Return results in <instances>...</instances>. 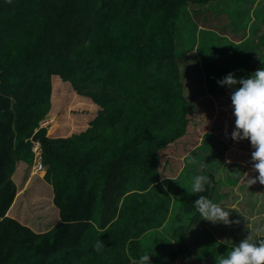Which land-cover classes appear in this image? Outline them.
I'll list each match as a JSON object with an SVG mask.
<instances>
[{"label": "trees", "instance_id": "1", "mask_svg": "<svg viewBox=\"0 0 264 264\" xmlns=\"http://www.w3.org/2000/svg\"><path fill=\"white\" fill-rule=\"evenodd\" d=\"M219 1L0 0V57L9 48V58L22 52L12 65L0 63V264H134L146 252L152 264H216L247 235L264 238L256 231L264 235V188L247 185L242 165L224 178L215 173L228 147L220 137L211 142L205 134L206 151L179 177H163L159 168L161 153L186 133L188 115L196 109L182 72L195 68L188 61L196 54L181 56L184 33L192 40L186 42L197 41L210 95L221 93L216 81L229 72L247 77L264 66V30L254 35L250 22V35L234 41L207 26L222 15L225 21L215 27L237 35L245 23L237 21L242 8L236 0L220 7ZM187 7L199 15L200 28L188 21ZM35 56L50 60L59 81L96 106L79 132L49 137L45 127L38 128L46 108L31 92L34 77L22 80L38 68L37 60L30 62ZM26 106L31 110L24 115ZM13 126L20 127L14 135ZM31 140L41 143L44 179L61 189L55 201L62 220L55 223L45 220L33 182L26 186L32 205L26 211L42 215L34 218L37 232L4 217L15 163L26 162V174L32 165ZM163 164L171 165L167 158ZM201 174L209 181L206 191L192 193L193 179ZM200 195L239 223L203 220L194 207ZM17 205L18 198L12 209ZM254 213L255 229L247 223ZM210 248L218 260L206 257Z\"/></svg>", "mask_w": 264, "mask_h": 264}, {"label": "rangeland", "instance_id": "2", "mask_svg": "<svg viewBox=\"0 0 264 264\" xmlns=\"http://www.w3.org/2000/svg\"><path fill=\"white\" fill-rule=\"evenodd\" d=\"M228 2V0H220L217 5L219 7L224 4L225 6H230L228 5ZM236 4L240 8H242V10L236 13L237 21H245L243 27L239 29L237 35L231 34V32L227 33L228 31L226 28L217 29L215 27L216 24H221L225 21L223 20L222 15L213 17L211 23L207 26H211L212 29L217 30L222 35L226 34L234 41H240L241 39L250 35L249 22H251V25L254 27V35L257 34L260 30H264V0H236ZM186 12L188 13V21H190L191 24L194 23L198 26L199 15L193 14L191 9L188 7ZM236 26L238 27L239 23H236ZM198 27L200 28V26ZM184 31V29L180 28V32ZM190 32L196 34V31ZM182 36H184L183 41H185V44L183 47H180L181 56H190L191 52H195V54L197 55H195L196 57L194 56V58H189V61L187 60L190 64L194 63L195 68L182 70L183 80L188 84L185 86V92L188 93V95L192 98L191 103L196 109L193 112H190L188 115L190 120L186 128V133L177 141L169 145L165 149L166 152L161 153L162 159L159 167L160 169L163 167L161 170V175L163 177H179V174L188 168L187 165L190 164L189 158H191L192 161L191 165H196V162L194 161L195 156H200L206 151L203 150L204 148H202V142L204 135L209 133L206 138H211V142L215 139L213 136H218L220 137V139H222V141L227 142L228 146L226 151H224L223 153L218 167L216 169H213L215 170V173L218 176L224 178L225 172H227L228 170L232 171L233 167L236 165H242L245 167V173L242 174V176L244 177L247 185L249 187L255 188L259 184L262 188H264V185L260 184L258 181L252 185H249L248 183V178H252L258 175V173H256L252 169L251 162H248L251 161V152L254 150L251 147L249 141L246 139L236 142H234L232 139L227 140L228 135L226 136V133L230 134L234 128V117L232 116V110L230 108L229 91L225 87H223L221 93L217 96H214L210 95L207 90H205L204 72L200 68L201 56L196 49L197 41H193L191 43L186 42L187 39H190L188 33H184ZM18 41L16 44H18L19 50H21L23 48L21 47L22 40L19 39ZM188 41L192 40L190 39ZM12 51L13 49L9 48L3 53V56L0 57V63H4L5 67L7 65H12L21 58L19 56L22 53L21 51L15 54V58H9V54L12 53ZM21 61L24 60L21 59ZM32 61H36L35 65H37L38 68L33 69L32 73L30 74L24 73V77L22 78V80L29 75L34 77V84L31 88V92L35 91L37 93L38 103L42 104L43 107L46 108H44L46 110L44 111L45 113L39 119L41 125H44V123L47 122L46 125H48L50 133H52L53 131L56 133L57 128L64 129L65 132L63 134H65L66 136L70 135V133H75L82 130L83 126L87 125V121L92 119V117L95 115L97 109L96 106L91 104L89 99H82L78 97L75 92L71 90L69 84L59 81L57 75L52 73L53 65H51L50 60L45 57L43 59H38L37 56H35L31 59L30 62L32 63ZM21 81L19 82V85ZM17 94L18 92H16V95ZM29 110L31 109L26 106L22 114L25 115L29 112ZM228 117L232 122H227ZM52 118L55 119L53 121V124L49 123V121H52ZM19 128L20 127L13 126L9 129V132L13 133L14 135L17 133V130ZM245 157L246 159H248V161L244 160ZM165 158H167L169 163H171L169 167L163 164ZM30 171L31 167L29 168V172ZM39 172H41L42 174V171ZM38 174V172L35 173V176H37ZM24 178L23 181H21L23 184L25 182ZM242 178L239 183L244 181ZM16 181L19 180L16 179ZM22 183L19 184V187L21 186V189L23 190L24 186L22 185ZM237 193L238 198L242 196L244 197L245 195V193L242 192ZM21 195H23V198L27 200V192L25 194L18 193L19 197ZM12 199L13 198H11V201ZM232 206L237 205L234 203L232 204ZM40 209L41 208H39V210ZM262 213H264V210ZM256 215L257 214L254 213L248 217V226L253 229H255V227L253 226L252 220L254 221ZM28 216L29 215L22 217L21 221L23 223L27 222L29 226H33L35 229L36 222L35 224H30L27 221ZM256 231L257 235L264 236L263 234L258 232V230ZM210 250L211 251L209 255H206V257L211 260H218L215 250H213V248H210ZM137 262L138 261H136L134 264H137Z\"/></svg>", "mask_w": 264, "mask_h": 264}, {"label": "clouds", "instance_id": "3", "mask_svg": "<svg viewBox=\"0 0 264 264\" xmlns=\"http://www.w3.org/2000/svg\"><path fill=\"white\" fill-rule=\"evenodd\" d=\"M216 83L229 91L230 108L234 117V128L230 133V138L234 142L246 139L254 149L251 152V166L258 175L248 178V183L252 185L258 181L264 185V66L259 67L247 77H237L234 72H229ZM36 141L39 142L31 140V152L33 153L31 171L33 173H37L33 168L34 152L32 151L33 142ZM39 144L42 153L41 143ZM208 182L205 175H196L192 182L191 192L204 193ZM194 207L203 220L214 225L239 223V221L229 219V210L214 203L205 195L196 198ZM150 253L146 252L140 256L137 264H152ZM216 264H264V238L254 239L251 235H247L238 243H233L231 250Z\"/></svg>", "mask_w": 264, "mask_h": 264}, {"label": "crops", "instance_id": "4", "mask_svg": "<svg viewBox=\"0 0 264 264\" xmlns=\"http://www.w3.org/2000/svg\"><path fill=\"white\" fill-rule=\"evenodd\" d=\"M46 124H47V122H45L44 125H41V122H39L38 128L39 127H45L47 136H49V137H60V136L66 137V135L63 134L65 132L64 129H58L57 128V131H56L57 134L55 132H53L54 133L53 134V133L49 132L48 125H46ZM38 128H35L34 132ZM18 162L15 163L14 171H13L11 177L9 178L13 182V185L10 189V193L13 195L12 196L13 199H12L10 206L8 207L7 211L5 212L4 217L11 218L12 221H17V222L24 224L26 226H29V224L27 222L23 223L21 221L22 214H23V216L29 215L27 220L28 221L30 220V224H35V222L42 217V215L40 218L37 217V215H38L37 209H34L35 211L31 212V214L26 211L25 207H27L28 209L29 208L31 209V207H32V205H30L31 198H29V195H27V200H25L23 198V195H21L20 197L18 196L19 192L25 194L26 192L24 190H25L26 186H28L30 182H33L31 185V190L34 191L35 193H37V194L33 193V195L37 196V198L38 197L41 198L40 204L44 206L43 207L44 211H46L48 213V214L47 213L43 214L44 216H45V214H47V217L45 220L49 221V220L56 219L55 223L60 222L62 220V216H61L60 209L57 206L56 201H55V193L58 194V191H61V189H60L59 185L55 186L54 184H52V183L48 182L46 179H44V174H45V171L47 169V166L44 165V169L42 170V174H41V172H38L39 174L37 176H35V173H33V171H30V172H27V174L25 176V173L27 171V168H26L27 163L23 162V161H18ZM24 176H25V178H24ZM23 178L25 179V182H24V184H22L24 186V188L22 190L21 186L19 187V184L21 183ZM16 179L19 181H16ZM2 186L4 188V182L2 183ZM17 198H19L18 199L19 206L16 207L18 213L16 210L12 209V206H13V204ZM37 206H39V203L37 204ZM36 217H37V220L35 221L34 218H36ZM29 227H30V229H32V231L37 232V230L34 229L33 226H29Z\"/></svg>", "mask_w": 264, "mask_h": 264}, {"label": "built area", "instance_id": "5", "mask_svg": "<svg viewBox=\"0 0 264 264\" xmlns=\"http://www.w3.org/2000/svg\"><path fill=\"white\" fill-rule=\"evenodd\" d=\"M33 147L32 151L34 152V164L33 168L35 172L42 171L44 169V166L42 164V159H41V147L39 142H33Z\"/></svg>", "mask_w": 264, "mask_h": 264}]
</instances>
